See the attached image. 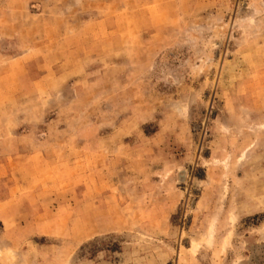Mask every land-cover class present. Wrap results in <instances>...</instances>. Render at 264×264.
<instances>
[{
	"label": "rangeland",
	"instance_id": "obj_1",
	"mask_svg": "<svg viewBox=\"0 0 264 264\" xmlns=\"http://www.w3.org/2000/svg\"><path fill=\"white\" fill-rule=\"evenodd\" d=\"M0 264H264V0H0Z\"/></svg>",
	"mask_w": 264,
	"mask_h": 264
}]
</instances>
